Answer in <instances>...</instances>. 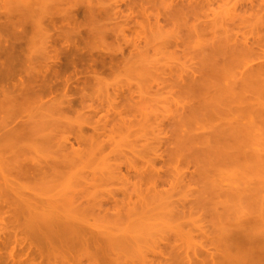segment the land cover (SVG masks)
I'll list each match as a JSON object with an SVG mask.
<instances>
[{
    "label": "rangeland",
    "instance_id": "374dc122",
    "mask_svg": "<svg viewBox=\"0 0 264 264\" xmlns=\"http://www.w3.org/2000/svg\"><path fill=\"white\" fill-rule=\"evenodd\" d=\"M49 1L0 0V38L15 40L19 37V34L14 37L15 33L21 35L24 26L25 29L27 27L24 32L31 34V22L37 21L36 18L45 11L41 18L43 25H50L45 24L49 28L41 26L43 30L49 29L51 36L52 31L54 35L61 34L58 28L63 36V32L69 30L66 34L78 38L80 52H84L85 58L88 57L86 62L93 59L95 65L93 67L92 62L91 65L97 75L94 73V78L90 76L92 80L88 78L89 83H85L87 87L85 91L82 90L85 92L84 104L79 102L83 93L80 88L85 87L82 80L91 75L90 68L79 72L82 75L88 71L86 76H80L83 79L79 83L74 80L79 75H72V81H75L72 84L78 85L76 93H69L77 97L76 100L72 97L76 101L73 110L59 113L54 112L52 106L48 107L50 130L57 133L61 143H65L67 136L70 137V141L62 146L71 148L72 144L75 149V153L63 163L66 165L64 173L44 178L42 184L34 183L35 179L29 177L21 178L18 182L33 185L36 197L47 201L49 198L57 200L55 206L59 207L62 215L78 212L81 223L101 236H107L106 242H109L101 243V250L105 254L100 252L97 256L106 264H224L238 260L234 256L237 251L231 252L232 256L228 255V249L218 242L225 235L224 231L229 230L226 234H230V231L240 230L264 215V0H62L60 4L58 2L59 5L52 0L58 6ZM24 4L43 12H35L37 14L31 17L29 8L24 14ZM42 5L48 7L43 8ZM52 7L61 11L56 10L51 16L47 13L54 11ZM94 8L96 11H93ZM98 9L100 14L97 13ZM21 21L23 24L19 23ZM14 23L22 26L15 28ZM79 37L84 38L80 40ZM85 37L87 40H83ZM223 44L225 46L221 51L219 49ZM234 45H238V48ZM239 46H242L241 49ZM210 49L223 56L210 52L216 58L211 59L215 57L212 54V57L208 56L209 60L206 56ZM226 49L230 55H227ZM64 57L61 55L62 61H59L62 64L67 60ZM103 58L104 66L99 63ZM248 59L252 67L248 65ZM247 62L246 68L249 66L248 69L252 70L249 73L245 68V74V69L239 70L242 71L241 79L240 72H235L236 68H243ZM62 64L55 68L62 69ZM73 69H68L66 75ZM212 72L217 75L213 76ZM218 74L221 77H217ZM236 74L239 75L237 78L234 77ZM209 79L213 80L209 83ZM225 79L229 80L228 83ZM194 80L199 89L195 87ZM206 80L212 90L206 88L209 87ZM235 81H238V85ZM243 81L248 83L245 98L243 96L236 101L235 98L247 88V83L244 85ZM72 84V88L75 87ZM187 84L190 85L189 90L192 86L195 91L184 90L183 87L187 89L189 86ZM236 86H240V90L242 87L243 92L238 89L237 92ZM201 90L204 95L201 93V97H196ZM216 91L218 93L215 95L218 96L214 97L213 92ZM202 97L206 98L205 103ZM208 101L209 106L206 105ZM221 102L234 105L231 107L236 111L230 106L225 108ZM217 104L223 105L224 110ZM216 105L219 108L214 109ZM227 109L234 110L231 120L235 119L232 121L236 122V127H233L236 131L233 132H239L237 142L232 147V133L231 138L228 133L229 130L232 132V128L228 129V123L224 121L227 119L231 123ZM43 112L44 109H38L37 115ZM212 112L216 113H213L216 117L221 112L217 121H214V115L211 117ZM225 113L228 118L224 117ZM203 120L206 124L201 125ZM217 124L220 125L212 130V126ZM198 127H202L203 131L200 128L198 131ZM221 127L228 132L222 133ZM205 128L211 131L207 132ZM204 130L208 137L214 138H209L214 146L209 141V145L206 144L208 137ZM194 131L199 133L197 137ZM77 135L81 136V141L84 139L82 143L75 141ZM227 136L230 140H227ZM221 139L228 141L230 146ZM222 143L228 146L225 150L220 148ZM219 149L234 152L233 162L224 161L232 153L227 150L228 155L224 159L222 156L226 152H219ZM40 150L44 153L45 147H40ZM209 152L214 161L207 157ZM217 153L222 154L221 158ZM209 163L213 164L211 168ZM9 229L11 232L14 230ZM5 231L9 232L8 228ZM4 232L1 236L7 242L12 233L6 232V237ZM114 242L116 247L112 249L110 246H114ZM122 244L125 246L122 247ZM108 245L107 249H103ZM105 250H108L107 254ZM83 253L81 257L78 255V262L83 255L86 257L82 260L83 264H88L92 256L87 258L88 254ZM70 258L73 261L72 255Z\"/></svg>",
    "mask_w": 264,
    "mask_h": 264
},
{
    "label": "bare ground",
    "instance_id": "6f19581e",
    "mask_svg": "<svg viewBox=\"0 0 264 264\" xmlns=\"http://www.w3.org/2000/svg\"><path fill=\"white\" fill-rule=\"evenodd\" d=\"M55 1L57 2V4H58V2L60 4V1H62V0H55ZM55 1L50 0L49 2L51 4V3H55ZM63 1H65V0H63ZM46 2H48V1H46ZM24 3H26V2H24ZM43 3L44 2H42V4ZM30 4L33 5V3H31V2H30ZM30 4H24L25 6H24L23 11L26 9L24 11V14H26L28 10H31L32 15L30 14V16L32 17V16H35L37 14V13L35 14V12H39V14L43 12L40 9L37 11L36 8H33L31 6H30L31 8L28 7V5H30ZM48 4L49 3H47L46 5H48ZM39 6H41V4ZM42 7L44 8V7H48V6L42 5ZM55 7H52V8H54V11L51 9L52 14H51V12H49L47 14L52 16L53 13H56L55 11L56 10L58 11L59 9H57V8L55 9ZM94 10H95V8L93 9V11ZM59 11H61V10H59ZM89 12H91L90 9H89ZM66 13L67 12H65V15L67 16L68 13L67 14ZM91 13H93V12H91ZM97 13H99V9L97 10ZM44 14H45V11H44ZM43 15H41V17L39 16V18L37 17L36 18L37 21L32 20L33 22H31V23L33 26L32 27L33 32L32 31L30 32L31 34L33 33L32 36H31V34H28V35H30V36H28L27 32L26 33L24 32L27 29V27L25 29V26H24V30H22L24 33L22 31H20V32H22L21 35L19 32L15 33L14 37H17L16 35L19 34L18 35L19 37L17 39L15 38V40H14V38L12 39L10 37L9 38L6 37L5 39L0 38V174L2 175L0 178V228H1L0 229V264H83L82 260L86 259V257L83 255H82L83 259H81V261L78 262V258L81 257L80 254L83 252H84L83 253L84 255H85V253H86V255L88 254L87 258H89L90 255L92 256V257H90L92 261L90 259H88V260H90L88 262V264H106V263H104L105 262L104 260H103V262L101 260H98L99 258L97 256L100 254V252L104 253V250H101L102 249L101 243L107 244L109 242V241L106 242L108 239L107 236H105V237L101 236L100 233L93 231V230H90L89 227H87L83 223H81L79 221V217H78L79 213L78 212L77 213L71 212V213H67L66 215H62V213L60 211H58L59 207L55 206V203L57 202V200L52 201L49 198L47 201V200L41 199L39 197H36V194H35L36 188L33 185H27L26 186V185H22L21 183L18 182V180L21 178H28L29 177V178L35 179V180H33L34 183H38V182L41 183V182H43L44 178H47L50 176L56 177L57 175L64 173V168H66V165H63V163L66 161V159L70 158L73 155V153H75V149H74V145H72V144H71V148L64 146L67 141H70L69 140L70 137L67 136L66 138L68 140L65 138L66 139L65 143H63V141L61 143V139H59L60 137L57 135V133L50 130L51 129V120H50V117H48L49 116L48 107L52 106L53 111L59 112V113H64V112L66 113L70 109L73 110L72 107H73V105L76 104L75 103L76 101H74V99L76 100L77 97L75 98L73 96V94L70 95L69 93L70 92L76 93V91L78 89V87H77L78 85L72 84L75 82V81H72L73 80L72 75L73 74L75 76L77 74L79 75V76H77V78H74V80L76 79L79 83L80 79L82 78V77L80 78V76H86L87 75L86 72H88V71H86V72L84 71V73L86 75L85 74L81 75L80 73H83V70L85 68L91 69V75L88 74L89 76L85 77V80H82L84 82L83 83L84 85L83 84L82 85L85 86L84 88L82 86H80V87H82V88H80L82 91L87 87L86 86L87 83H89V80L92 77L94 78L93 75H95L97 72L95 69L93 70L92 65H91V62L93 64V59H91V61L87 60V62H86V59L88 57L85 58L83 55L84 52H83V54L80 52V49L78 48L79 46L77 45V42H78L77 39L78 38H76L74 36H72V37H74V38H72L71 35L69 36L66 34V32L69 31L68 28L66 29L68 31H66L64 29V31H66V32H63L64 36L61 35L62 30L60 28H58L59 32L61 33V34L59 33L60 34L59 36L57 34L54 35V33L52 31V34L54 35V36L52 35L53 37L49 34V31H48L49 29L43 30V27H41V26H44L45 24L50 25L49 23H45L43 25V20H42ZM26 16L28 17L29 15H26ZM55 16H57V15H55ZM59 17H61V16H59ZM22 19L24 20V18H22ZM22 21L19 23H22ZM26 22H25V24H26ZM70 22H71V20H70ZM29 23H30V21H29ZM10 25H11V23H10ZM14 25H15V23H14ZM17 25L18 24L15 25V28L17 27ZM19 25H21V24H19ZM48 25H45L44 27L49 28V27H47ZM68 26H70V25H68ZM20 27L17 29H20ZM9 28L10 27H8V29ZM53 28H55V27H53ZM56 33H57V31H56ZM79 33H80V30H79ZM55 36L58 37L57 40H56ZM79 38L81 40L84 37H82V38L79 37ZM83 40H87L86 37ZM58 42L61 43L60 46L58 45ZM228 42H231V40ZM85 44H87V41L85 42ZM56 45H58L59 47H57ZM241 45H243V44H241ZM224 46L225 45L223 44V46H221L219 50H221L222 48L224 49ZM234 46H237V48H238V45H234ZM241 47H240V49H241ZM249 48H250V46H249ZM251 49L252 48H250V50ZM216 50L217 49H215V51ZM233 50H235V49H233ZM83 51H84V49H83ZM221 51H223V50H221ZM226 51H227V49H226ZM229 51L231 52L230 49H229ZM238 51H237V54H238ZM210 52H213V51L210 49V51L206 57H208L210 55ZM235 52H234V54H235ZM213 53H216V52H213ZM213 53H211V55ZM222 53L226 56L225 52H222ZM228 53H227V55H230V53L229 54ZM250 53H251V51H250ZM231 54L234 55L233 53H231ZM237 54H235V56ZM239 54H240V52H239ZM61 55H65L64 58L67 59L66 62L64 61L65 62L64 64H62V62H59V61H62V60H60ZM211 55H210V57H212ZM217 55H219V53L218 54L216 53V56ZM213 56H215V54H213ZM216 56L214 58H211V59H215ZM222 56L223 55L221 54L220 57H222ZM235 56H233V58ZM226 58H228V57L226 56ZM208 59H209V57H208ZM230 60L231 59H229V61ZM221 61H223V60H221ZM205 62H207V61H205ZM99 63H101L102 66H104L105 65V59L103 58L102 60L99 61ZM222 63L224 64V62H222ZM228 63H226V64H228ZM61 64L63 65L62 69L58 70L57 68H55L56 66L61 65ZM97 64H98V62H97ZM215 64H217L216 67H218V63L216 62ZM219 64L222 65L220 62H219ZM234 64H235V60H234ZM247 64H248V62L243 65L244 66L243 68H241V67L239 69L236 68L238 71L236 70L235 72L237 73V72H240L239 70L245 69L246 68L245 65H247ZM250 64H252L251 61L248 65H250ZM253 64H256V63H253ZM94 65L95 64H93V67H94ZM207 65H209V62ZM220 65H219V67H220ZM79 66H80V69H79ZM230 66H231V64H230ZM230 66H228V67L230 68ZM250 66L252 67V65H250ZM72 67L74 68L73 71L71 72L72 74L69 72L70 74L66 75V72L68 71V69H71ZM201 67H203V65ZM248 68H249V66H248ZM248 68H246V69H248ZM259 68H261V67H259ZM208 69H209V67H208ZM223 69H225V68L223 67ZM246 69H245V71L242 70L244 72L243 74H245L247 72ZM249 70L250 69H248V72H249ZM251 70H252V68H251ZM204 71H207V70H204ZM223 71H221V72H223ZM242 71L239 73V74H241V79L243 78L242 77ZM213 72H212V74L214 76L215 72L214 73ZM226 72L228 73V71H226ZM192 73H194V71ZM196 73H197V71H196ZM216 73H218L217 69H216ZM229 73H231V72L229 71ZM198 74H199V72H198ZM206 74H207V72H206ZM232 74H234V73H232ZM90 76H91V78H90ZM200 76L202 77V75H200ZM203 76H206V75L203 74ZM236 76H239V75L236 74L234 77H236ZM217 77H221V75L218 74ZM88 78H90V79H88ZM195 78H197V77H195ZM227 78H229V76ZM14 79H15V81H14ZM199 79L197 78V80H199ZM217 79L219 81V78H217ZM16 80H17V82H16ZM202 80H203V78H202ZM243 80H245V78ZM248 80L249 79L247 78L246 81H248ZM200 81H201V79L199 80V82ZM211 81L209 79V83ZM228 81L229 80H226L225 82L228 83ZM238 81H235L234 83H237V85H238ZM203 82L204 81H202V83ZM206 82L209 85V87H206V88L211 89L210 84L208 83V80H206ZM240 82H239V84H240ZM85 83H86V85H85ZM193 83L195 85V83H196L195 80ZM193 83H192V85H193ZM243 83L245 85L247 82L245 83L243 81ZM243 83H241V84H243ZM71 84L73 86H75V87H73L74 89L72 88ZM189 84H191V83H189ZM189 84H187V85H189ZM215 85H216V82H215ZM232 85H233V83H232ZM201 86L203 87V85H201ZM205 86H207V85H205ZM240 86H236L237 87L236 90L238 88H240ZM189 87H190V85L187 87V89L185 87H183V89L188 90V92L191 89H192V91L194 90V88L192 86L189 90L188 89ZM195 87L199 89V87L197 85H195ZM213 87L214 86H212V88ZM246 87L247 88L243 87L245 89L244 92H243L242 87H241V90L238 89L241 92H243V94H241L242 95L241 96L239 93H237V94H239L240 97L238 96V98H235V99H237L236 101L241 100L242 97L244 95H246V92L248 89V83L246 84ZM226 88L228 89V87H226ZM215 89L216 88H214L213 90H215ZM230 90H231V88H230ZM238 90H237V92H238ZM202 91L203 90H201L200 93L198 92L196 97L202 95L203 94ZM221 91H220V93H221ZM224 91H225V88H224ZM217 93H218V91H216V93L213 92L214 97L218 96V95H215ZM84 94H85V92H83L79 97L80 98L79 102L81 104H84V102H85V100H84L85 95ZM188 94H190V93H188ZM237 94H234V96L235 95L237 96ZM213 95H211L210 97L212 98ZM227 95L230 96L229 93ZM58 96H59V98H58ZM186 96H187V94H186ZM72 97H74V99ZM226 97H228V96H226ZM220 98H222V96ZM243 98H245V96ZM202 99H203L204 103H205V101H207L206 98L202 97ZM225 99H227V98H225ZM235 99H234V97H232L233 101ZM211 100H214V99H211ZM230 102H231V100H230ZM234 102H233V104H234ZM199 103H200V101H199ZM208 103H209V101L206 104L207 106H209ZM219 103H220V101H219ZM222 103H224V102H221V104ZM228 103H229V101H228ZM211 104H212V102H211ZM217 105L220 106L219 104H217ZM217 105L214 106V109L218 107ZM222 106L223 105H221V107ZM227 106L229 107L230 105H226L224 103V107L227 108ZM231 106L233 107L234 105L231 104ZM224 107H222L223 110H224ZM232 107H231V109H234ZM242 107H243V105L240 108H242ZM205 108H207V107H205ZM208 108H211V107H208ZM38 109H44V112L42 114L37 115ZM203 109L204 108H202V110ZM228 109H227L228 112L227 111L226 112L230 113V114H227V116L230 115L228 117H230L229 119L231 120V117H233L231 112H233L236 108L233 111L232 110L230 111ZM246 109H248V108H246ZM216 111L217 110H215V112ZM241 111H242V109H241ZM215 112H212L211 117L214 115L213 113H215ZM220 113L217 115V117L215 116L216 115V113H215V115L213 117V119L215 118L214 121L218 120ZM248 113H250V112H248ZM194 115H197V114H194ZM243 115H245V113H243ZM206 116H208V115H206ZM222 116L220 119H222ZM198 117H200V116H198ZM224 117H226V113H225ZM228 117H226V118H228ZM244 118H246V116ZM207 120H208V118H206V121ZM223 120H221L222 121L221 125L224 124V121H226L225 123H228V124L230 122V121L228 122L227 119H225L224 121ZM232 120L235 121L234 118ZM232 120H231V123L234 122ZM206 121L203 120V122H202L203 124H201V125H204V123L206 124ZM211 122H213V121H211ZM207 124H208V121H207ZM210 124H212V123H210ZM228 124H227V127H228V129L232 128L231 129L232 132H230V130H229V132L226 131V129H227L226 126H225L226 129L225 128L223 129V127H224V125H223V127H221L223 129L222 133H224V131H225V133L228 132L229 137L232 133L231 137L233 139L230 137L231 138V140H230V138L227 136L228 139L226 137L225 138L227 140H230L231 144L228 141H226L225 139L224 140L221 139L222 140L221 142L226 141L225 143L228 142V146L231 145V147H232L233 146L232 144L235 145L236 144L235 142H237L239 132H237V134H234L236 132H233V131H236V129L233 128V127H236V125H235L236 122H234V124H231V125L229 124L230 126ZM219 125L220 124H217L215 126L213 125L212 130L214 129V127L219 126ZM202 127L204 128V126H202ZM202 127L201 128L198 127L197 130L200 128V130L202 129V131H203ZM205 129H207V128H205ZM200 130H198V131H200ZM208 130H209V128L207 129V132H208ZM195 131H194V133H195ZM209 131H211V130H209ZM198 134L199 133H197L195 136L197 137ZM204 134H206V131L204 132ZM204 134H203V136L202 135L201 136L204 137ZM217 134H218V132H217ZM222 135H224V134H222ZM225 135H227V134H225ZM206 136H207V134H206ZM215 136H216V134H215ZM217 136H219V134ZM207 137H206V140H207ZM236 137H237V139H236ZM80 138H81V136L79 135V137H78V135H77L75 137V141L77 140L79 143H82L84 141V139H83V141H81ZM199 138H201V137H199ZM209 138H212V137H210V136L208 137L206 144H208L210 142ZM212 139L214 140V138H212ZM217 139H220V137L216 138V140ZM202 140L203 139H201V141ZM216 140H215V142H216ZM198 141H197V143H198ZM204 141H205V139H204ZM221 142L219 141V143H221ZM70 143H72V142H70ZM225 143L224 144L222 143L223 145L221 144V146H220V148L222 147L223 150H225V148L228 147V146H226V147L224 146V145H227ZM62 144H64V145L62 146ZM209 144H212V143L210 142ZM216 144H218V143L216 142ZM31 145L33 146V148H31L32 147ZM205 145H204V148H205ZM42 146L45 147V150L43 151L44 153H42V150H40V147H42ZM211 146H214V144H212ZM209 148H210V146L208 147V149ZM213 148L215 149V147H213ZM218 148L219 147H217V149ZM205 150H207V149H205ZM223 150L219 149V152L223 151ZM227 150L223 151V152H226L225 155H223V156H222V154H220V155L218 153L217 154L219 155L220 158H221V156H222V158H224V157L229 158L230 155H228V153H232L231 154L232 156H230V158H232V159H230V158L229 159L224 158L225 160L222 159L224 161L228 160L229 163H232L233 160L235 159L234 158L235 153L232 151L230 152V150H232V148L230 150H228V153H227ZM217 151L218 150H216V152ZM205 152L207 153V151H205ZM213 152L214 151H212V153ZM210 153L211 152H209V154H207L208 155L207 157L208 158L210 157L209 160L211 158H213L210 156L211 155ZM214 154H215V152H214ZM212 156H214V155H212ZM215 158H218V157H215ZM211 160H213V159H211ZM209 164H208V166H209ZM211 165L213 166V164H210V166H209L210 168L212 167ZM217 166H219V165H217ZM214 167H216V166H214ZM214 167H213V169H214ZM36 176L38 177L37 179H36ZM25 189H27L29 191H27V190L25 191ZM32 193H34L35 196ZM57 199H59V198H57ZM61 206H63V204H61ZM72 206H74V205L72 204ZM66 207L71 208V206L70 207L65 206V208ZM73 208H76V206ZM84 221L86 222L85 219H84ZM88 225H90V224H88ZM90 226H92V225H90ZM9 227L11 229L13 228L14 230L13 229L12 230L14 232L13 231L11 232ZM7 228L9 230V232H11L13 234V237H12V234L10 233L11 237H9L8 238L9 240H7V242H6L4 240L5 238H3L1 235L3 234L5 229H7ZM253 229H255V230H253ZM252 230H253V232H252ZM21 231H23V232H21ZM226 231L229 232V230H226ZM226 231H224L225 232V235L223 236L224 238L222 237L223 241L224 240L225 241L223 242L221 239V242H218V243H221V244L223 243L222 245H224V247H226L228 249L227 251H229V252H227V253H229L228 255L232 256L231 252L237 251L234 256L236 258H238V260H236V259L233 260L234 258L232 257L233 261H226V263L224 262V264H264V215H262L259 218V220H256L253 223H249L248 225H246L244 228H241L240 230H232V231H230L231 232L230 234H228V233L226 234ZM6 232H8V231L4 232L6 234L5 236L7 237L8 236L7 234L9 232L8 233H6ZM141 233H140V235H141ZM140 235L138 237H140ZM221 235H222V233H221ZM136 238H137V236L135 237V241H136ZM115 242H114V246H110L112 249L114 247H116ZM109 244L112 245L111 242ZM221 244H218V245H221ZM119 246L120 245H118V247ZM124 246L125 245H123L122 247H124ZM215 246H216V243H215ZM104 247H105V249H107L109 247V245L103 246V249H104ZM114 250H112V251H114ZM107 251H106V254L108 253ZM79 252H81V253H79ZM227 253H225V254H227ZM68 255H69V257H68ZM71 255L73 256L74 259H75V257H77V258L75 260L73 259V261H72V258H70ZM78 255L80 257H78ZM118 258H117V260H119ZM114 260H115V258H114ZM120 260H121V258H120ZM227 260H231V259H227ZM111 263L107 262V264H111ZM113 264H114V262H113ZM214 264H222V262H220V263L216 262Z\"/></svg>",
    "mask_w": 264,
    "mask_h": 264
}]
</instances>
